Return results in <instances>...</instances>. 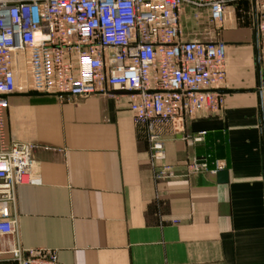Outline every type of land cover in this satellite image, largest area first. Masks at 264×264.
<instances>
[{
    "label": "crops",
    "instance_id": "1",
    "mask_svg": "<svg viewBox=\"0 0 264 264\" xmlns=\"http://www.w3.org/2000/svg\"><path fill=\"white\" fill-rule=\"evenodd\" d=\"M228 14L233 7L227 23ZM246 38L225 32L224 43L225 90L245 92L225 95L217 114L201 110L155 129L166 152L161 165L182 174L191 159L212 169L221 161L227 184L210 173L157 179L148 128L135 123L125 92L10 97L8 137L35 146L41 179L17 189L22 248L56 252L61 264H264L256 35L253 44ZM199 133L201 143L184 140Z\"/></svg>",
    "mask_w": 264,
    "mask_h": 264
},
{
    "label": "built area",
    "instance_id": "2",
    "mask_svg": "<svg viewBox=\"0 0 264 264\" xmlns=\"http://www.w3.org/2000/svg\"><path fill=\"white\" fill-rule=\"evenodd\" d=\"M242 0H0V257L11 264H61L53 251H27L16 240L17 189L39 185L33 144L7 134L9 99L38 92L84 100L109 90L129 94L135 123L148 128L157 179L225 169L221 161L189 160L184 173L166 160L155 129L186 122L197 112H221L227 79L226 45L186 39L187 10L225 22ZM258 21L264 94V0H246ZM255 5V11L253 9ZM28 64L29 80L24 79ZM205 133L184 138L203 142Z\"/></svg>",
    "mask_w": 264,
    "mask_h": 264
},
{
    "label": "rangeland",
    "instance_id": "3",
    "mask_svg": "<svg viewBox=\"0 0 264 264\" xmlns=\"http://www.w3.org/2000/svg\"><path fill=\"white\" fill-rule=\"evenodd\" d=\"M233 7L234 14H228L231 18L230 22H225L221 25L213 24L210 20L208 13L197 12L194 10H187L183 17V28L184 32L187 34H195V38H200L203 41H213V42H222L225 43V32L229 33H242L246 34L247 42L254 43V24L251 18L252 15V6L246 1L242 0L234 5ZM227 17V20L229 19ZM236 36L235 34H231ZM188 39V36H187ZM227 41V39H226ZM230 43L240 44L239 40H230ZM24 79L19 82V87H25V82L29 80L28 75V64L24 66ZM257 91V85L255 87Z\"/></svg>",
    "mask_w": 264,
    "mask_h": 264
},
{
    "label": "water",
    "instance_id": "4",
    "mask_svg": "<svg viewBox=\"0 0 264 264\" xmlns=\"http://www.w3.org/2000/svg\"><path fill=\"white\" fill-rule=\"evenodd\" d=\"M253 9L255 11V5H253ZM254 30H255V35H256V56H257V74H258V88H257V94L260 97V105H261V129H262V134H263V139H262V153L264 155V94L262 91L263 87V82H262V69H261V59H260V45H259V34H258V21L256 18H254ZM245 91L242 90H220L218 93L222 95H227V94H236V93H244ZM24 96L28 97H43L47 96L45 94H40L38 92H30L28 94H22ZM218 182L220 184H227L229 181V173L228 171H220L217 174Z\"/></svg>",
    "mask_w": 264,
    "mask_h": 264
}]
</instances>
